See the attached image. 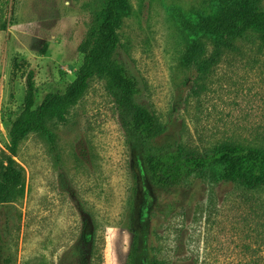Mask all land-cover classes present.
<instances>
[{
  "label": "rangeland",
  "instance_id": "1",
  "mask_svg": "<svg viewBox=\"0 0 264 264\" xmlns=\"http://www.w3.org/2000/svg\"><path fill=\"white\" fill-rule=\"evenodd\" d=\"M219 0H126L120 58L141 81L137 100L166 127L160 142L202 152L222 144L264 148V41L250 33L205 73L182 66L186 36L171 12L216 13ZM105 0H0V162L23 109L27 75L36 106L76 78L79 45ZM264 9V0H258ZM205 56L213 43L204 38ZM29 135L15 160L25 182L15 199L19 224L0 264H264V189L225 185L208 170L169 191L146 179L127 143L105 81Z\"/></svg>",
  "mask_w": 264,
  "mask_h": 264
},
{
  "label": "trees",
  "instance_id": "2",
  "mask_svg": "<svg viewBox=\"0 0 264 264\" xmlns=\"http://www.w3.org/2000/svg\"><path fill=\"white\" fill-rule=\"evenodd\" d=\"M126 0H105L97 11L79 45L83 61L75 80L63 94H48L36 106L35 74L27 75L23 109L9 129V154L0 162V249L8 242L21 219L16 198L25 182L24 169L15 160L20 144L31 134L46 138L53 152L56 137L49 127L54 118L63 119L69 107L76 105L87 92L90 82L98 77L105 81L106 90L119 113L127 143L141 162L150 185L169 191L208 170H218L225 185L243 186L250 191L264 189V148L222 144L202 152L182 145L160 142L166 127L157 114L138 102L141 81L120 58L121 40L118 34L120 11ZM171 12L186 36V52L182 66L205 73L221 59L234 42L250 33L259 34L264 41V9L258 0H219L216 13L190 15L180 7ZM213 43V53L205 56L203 39ZM133 242L126 264H135L139 248ZM11 264L10 256L4 257ZM148 264H162L151 259Z\"/></svg>",
  "mask_w": 264,
  "mask_h": 264
}]
</instances>
